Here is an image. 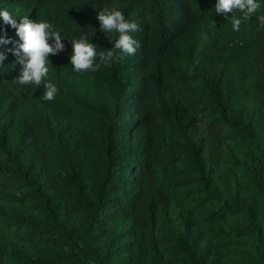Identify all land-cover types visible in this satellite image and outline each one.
Returning <instances> with one entry per match:
<instances>
[{"label": "rangeland", "instance_id": "obj_1", "mask_svg": "<svg viewBox=\"0 0 264 264\" xmlns=\"http://www.w3.org/2000/svg\"><path fill=\"white\" fill-rule=\"evenodd\" d=\"M63 2L36 9L6 3L3 10L18 18L35 12L40 21L59 13ZM258 2L256 16L264 12V0ZM187 6L192 18L183 34L193 44L180 48L174 36L160 53L147 40L133 55L130 98L107 75L69 65L72 82L62 92L57 79L47 77L58 89L50 107L36 92L27 108L7 119L0 166L29 168L33 176H0V264H23L20 256L102 264L109 246L116 247L111 264H257L246 253L256 254L264 241V27L254 16L234 31L231 16L240 17L238 11L220 22L200 0ZM216 41L238 92L230 113L254 126L255 152L212 112L204 72ZM84 102L114 124L131 122L124 140L137 152L123 177L129 187L120 200L123 212L101 223L90 213L101 202L98 117L78 106ZM69 149L78 168L70 165ZM248 211L260 233L242 231Z\"/></svg>", "mask_w": 264, "mask_h": 264}, {"label": "trees", "instance_id": "obj_2", "mask_svg": "<svg viewBox=\"0 0 264 264\" xmlns=\"http://www.w3.org/2000/svg\"><path fill=\"white\" fill-rule=\"evenodd\" d=\"M50 0H0V10H3L6 3L21 7H40L48 3ZM188 0H64L61 4L60 12L54 15L44 17L43 20L53 24L54 29L60 32L64 49L56 55H49V74L57 79L60 92L63 91L72 82L70 76L66 73L70 64V56L72 54L71 40L81 36H87L89 42L97 45L99 52L111 50L114 40L118 38L117 33L105 34L100 28V22L97 19V13L105 8H113L122 11L125 19L129 22L138 24V30L130 33L134 39L139 42V51L144 43L153 39L157 51L162 53L171 47V39L177 36L176 45L180 48H188L192 43V38L184 37V31L187 24L192 18V13L188 10ZM202 5L208 12L220 22L227 16L217 15L215 12V4L217 0H200ZM3 2V4H2ZM146 13L147 16H142ZM264 15V12H263ZM141 20H137L138 17ZM20 22V18L13 15ZM29 19L39 21L32 12L28 15ZM0 36L9 39L8 44H0V52L6 55L3 66L0 67V138L5 134L7 119L11 114L21 112L28 107L35 93H39L41 102L45 107H50V102L43 99L45 91L44 83L39 87L33 84H19L16 78L22 71V65L13 64L16 57L10 51L17 47L21 41L16 34V30L10 25L4 24L0 18ZM110 37V38H109ZM50 43H54L50 41ZM193 44V43H192ZM222 44L217 42L214 44L207 70L204 72L205 86L208 90L209 100L212 112L215 116L221 115L230 123L232 133L245 146L252 151L258 150L256 131L251 122L243 119L240 115H231L232 103L238 95L236 82L232 78H228V63L222 51ZM136 51V52H137ZM119 58L114 59L110 65H101L95 71L96 74H105L109 78V83L117 90H124L126 96H132L133 88L130 82V68L135 65L133 55H125L117 53ZM99 62V59H97ZM47 82V77L45 83ZM79 107L94 114L98 117L96 129V164L98 166L99 178L97 180L98 195L101 202L95 209H91L90 213L93 221L101 223L110 220L116 215L123 212L121 198L129 187L123 177L130 166L134 165L137 152L132 150L124 140V134L132 125L131 122L112 123L109 117L101 110L95 109L87 103H79ZM218 119V118H217ZM2 123V125H1ZM71 167L78 168L79 159L73 149L67 150ZM256 164L262 169L261 156L259 153L254 156ZM0 176L6 179H27L33 176V172L29 168H11L9 166H0ZM258 180V179H257ZM128 187V188H127ZM46 191L44 186H41ZM49 198L42 197L41 203L47 208L53 210ZM242 231L245 233L259 232L256 228L253 215L247 212V223L243 226ZM259 235V234H258ZM116 247L109 246L108 254L113 255ZM109 255H103L102 264H111ZM248 259H254L257 264H264V241L260 242V247L256 254L247 252ZM23 264H66L62 257L53 258H29L25 256L18 257ZM247 264V263H241Z\"/></svg>", "mask_w": 264, "mask_h": 264}, {"label": "clouds", "instance_id": "obj_3", "mask_svg": "<svg viewBox=\"0 0 264 264\" xmlns=\"http://www.w3.org/2000/svg\"><path fill=\"white\" fill-rule=\"evenodd\" d=\"M217 15L227 16L230 13L238 11L242 15L231 16V22L234 31H238L243 21L251 20L256 16L261 4L258 0H217L215 6ZM0 18L4 24L10 25L16 30L21 43L10 51L16 57L13 64L22 65V71L16 78L19 84H33L39 87L44 83L45 91L43 99L52 101L57 92V87L51 83H45L49 74V55H56L64 49L62 38L59 31L54 29L53 24L45 20H31L28 16L17 19L7 10H0ZM97 19L100 22V28L105 33H117L118 38L114 40L111 50L97 53V45L89 42L87 36L71 40L72 54L70 64L76 72L97 71L101 65H110V63L119 58L117 53L125 55H134L139 47V42L133 38L130 33L138 30V24L129 22L125 19L122 11L113 8H105L97 13ZM261 27H264V15L256 16ZM110 38V37H109ZM54 43H50L53 41ZM9 39L0 36V44H8ZM6 55L0 52V67L4 64ZM99 59V62H97Z\"/></svg>", "mask_w": 264, "mask_h": 264}]
</instances>
